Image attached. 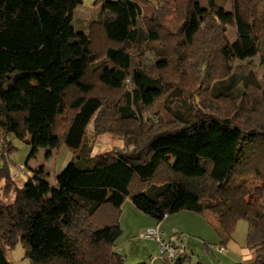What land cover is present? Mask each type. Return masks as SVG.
<instances>
[{"label":"trees","instance_id":"16d2710c","mask_svg":"<svg viewBox=\"0 0 264 264\" xmlns=\"http://www.w3.org/2000/svg\"><path fill=\"white\" fill-rule=\"evenodd\" d=\"M232 1L226 14L217 0L208 12L199 0H98L86 35L73 24L84 0H0V149L13 135L31 138L29 160L63 144L75 155L56 187L44 166L23 186L0 171V264L18 244L32 264H125L127 198L158 222L209 213L223 244L245 220L252 264H264V89L246 62L264 66V0ZM90 124L127 148L93 156ZM157 261L202 264L186 251Z\"/></svg>","mask_w":264,"mask_h":264},{"label":"rangeland","instance_id":"374dc122","mask_svg":"<svg viewBox=\"0 0 264 264\" xmlns=\"http://www.w3.org/2000/svg\"><path fill=\"white\" fill-rule=\"evenodd\" d=\"M98 0H84L83 5L75 12L74 27L77 32L88 35L91 27L98 21L99 7L95 6ZM217 5L228 14L233 11L232 0H217ZM201 10L208 12L206 0H199ZM154 14L152 5L143 7L144 17L150 19ZM200 18V17H199ZM227 38L231 42L237 39V30L229 25L227 27ZM254 71L255 77L259 82L261 89H264V66L260 63V56L246 61ZM20 75V74H19ZM18 75V76H19ZM261 90V91H262ZM155 110L160 114L164 121L171 120L170 115L166 112L161 102L156 104ZM152 115V114H151ZM149 114V117H151ZM87 144L92 146V155H98L110 150H125L127 147L122 139L116 135L105 134L103 136L94 137L93 126L90 124L87 130ZM7 141L11 144L13 150L6 153L0 149V171L6 170L11 174L15 181L21 186L31 177L32 170L44 166L48 169V182L56 187L58 175L66 168V166L74 159V153L66 146L61 145L46 155L47 150L42 149L35 158L29 160L32 153L30 145L31 138L20 140L13 135L7 137ZM132 147L129 146L128 149ZM53 156L52 160L49 158ZM6 200V199H5ZM12 196L6 200L11 202ZM186 214H174L172 219H180L183 230L171 234V239H183L185 245L188 240L194 241V249L190 246L187 254L192 258L193 263L201 262L202 264H246L253 260V252L247 245L248 223L245 220L239 221L236 226L233 237L223 244L219 227L216 225V218L211 214H195L191 212H183ZM184 215H190L192 218H186ZM153 218L146 216L139 211L130 198L125 201L121 215L120 225L122 234L116 242V252L123 255L125 264H151L149 255L152 258L159 257V245L155 239H146L142 234L146 229L138 234V230L145 224L146 220ZM169 221H173V220ZM155 220V219H153ZM170 225V224H169ZM162 234V233H161ZM163 237V236H162ZM165 238V237H163ZM168 239V237H166ZM165 239V240H167ZM156 241V242H155ZM224 246L227 254H219L216 248ZM8 260L11 264H32L26 258V250L18 244L13 250L7 253ZM156 264H163L161 261Z\"/></svg>","mask_w":264,"mask_h":264},{"label":"built area","instance_id":"2783aa9c","mask_svg":"<svg viewBox=\"0 0 264 264\" xmlns=\"http://www.w3.org/2000/svg\"><path fill=\"white\" fill-rule=\"evenodd\" d=\"M177 233V232H176ZM178 234V233H177ZM143 238L155 239L159 245V257L153 258V261L164 260L174 261L181 258L186 251V245L183 239L178 238L175 241L170 239L165 240L158 227H152L145 230L142 234ZM217 253L227 254L228 250L224 246L216 248Z\"/></svg>","mask_w":264,"mask_h":264},{"label":"crops","instance_id":"0c3cea01","mask_svg":"<svg viewBox=\"0 0 264 264\" xmlns=\"http://www.w3.org/2000/svg\"><path fill=\"white\" fill-rule=\"evenodd\" d=\"M55 149L53 150H47L46 152V155L49 154L50 152H54ZM54 157L51 156L49 158V160H52ZM46 171H48L47 167H46ZM184 212H187V211H184ZM188 213V212H187ZM179 214H186V213H183V212H180ZM204 214H209V213H204ZM172 216V215H171ZM171 216H168L166 217L162 222H158L156 220H146L145 224L142 225V227L137 231L138 234L146 229V228H152V227H158L160 232L162 233V236L165 237L164 239H167L166 237H168V239L172 240V241H175L174 239H171V234L174 233L175 231L176 232H179V231H188V230H183L182 227H181V221H179L180 219H172ZM186 216V218H192L190 217V215H184ZM173 220V221H169V220ZM216 225L219 227V223L218 221H215ZM170 224V225H169ZM156 242V241H155ZM190 246V248L193 250L194 249V241L193 240H188L187 243H186V255L187 254V249L188 247ZM149 258L152 262V255H149ZM190 258V257H189ZM192 260V258H190ZM158 262V261H156ZM156 262L154 263H151V264H156ZM163 263V262H162ZM253 263V260H251L250 262L246 263V264H252ZM164 264V263H163ZM241 264V263H240Z\"/></svg>","mask_w":264,"mask_h":264}]
</instances>
